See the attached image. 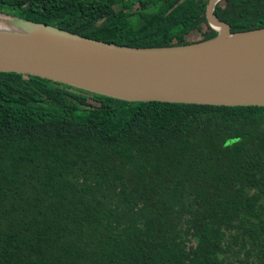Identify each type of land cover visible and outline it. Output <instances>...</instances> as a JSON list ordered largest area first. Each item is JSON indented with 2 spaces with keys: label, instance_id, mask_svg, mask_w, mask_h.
I'll return each instance as SVG.
<instances>
[{
  "label": "trees",
  "instance_id": "obj_1",
  "mask_svg": "<svg viewBox=\"0 0 264 264\" xmlns=\"http://www.w3.org/2000/svg\"><path fill=\"white\" fill-rule=\"evenodd\" d=\"M206 1L0 0V15L167 47L215 36ZM217 8L232 33L264 27V0ZM0 264H264V107L126 102L0 72Z\"/></svg>",
  "mask_w": 264,
  "mask_h": 264
},
{
  "label": "water",
  "instance_id": "obj_2",
  "mask_svg": "<svg viewBox=\"0 0 264 264\" xmlns=\"http://www.w3.org/2000/svg\"><path fill=\"white\" fill-rule=\"evenodd\" d=\"M206 9L215 36L136 48L6 15L31 35L0 33V72L48 79L126 102L264 107V27L232 33Z\"/></svg>",
  "mask_w": 264,
  "mask_h": 264
},
{
  "label": "bare ground",
  "instance_id": "obj_3",
  "mask_svg": "<svg viewBox=\"0 0 264 264\" xmlns=\"http://www.w3.org/2000/svg\"><path fill=\"white\" fill-rule=\"evenodd\" d=\"M0 33L31 35V32H29L22 23L15 19L3 16H0Z\"/></svg>",
  "mask_w": 264,
  "mask_h": 264
},
{
  "label": "rangeland",
  "instance_id": "obj_4",
  "mask_svg": "<svg viewBox=\"0 0 264 264\" xmlns=\"http://www.w3.org/2000/svg\"><path fill=\"white\" fill-rule=\"evenodd\" d=\"M215 13L217 14L218 18L221 19L222 16H224V12H222V10H219L216 5H215ZM197 15V13H194L192 16L189 15L184 21H183V25H187L190 21H192L194 19V17ZM148 28H143L140 31L137 32L138 37H141L142 35H144L146 33ZM198 37V34H196V30L191 31L190 33H188L186 35V41L190 42L192 40H194L195 38Z\"/></svg>",
  "mask_w": 264,
  "mask_h": 264
},
{
  "label": "flooded vegetation",
  "instance_id": "obj_5",
  "mask_svg": "<svg viewBox=\"0 0 264 264\" xmlns=\"http://www.w3.org/2000/svg\"><path fill=\"white\" fill-rule=\"evenodd\" d=\"M208 1H209V0L206 1V3H205V7H204V12H203L204 20H202V21L199 22V26H200V27H203V28H205V29H206V28H210L211 30H213V31L215 32V28H212V27L208 24V21H207V19H206L205 9H206V5H207ZM217 3H218V2H217ZM217 3L213 5L211 14H212V16H213L214 18L216 17L218 20L222 21L221 19L218 18V16H217L218 13H217V14L215 13V5H216V7H217ZM201 15H202V13L197 12V15L194 17V19H195L196 17H201ZM194 19H193V20H194Z\"/></svg>",
  "mask_w": 264,
  "mask_h": 264
}]
</instances>
